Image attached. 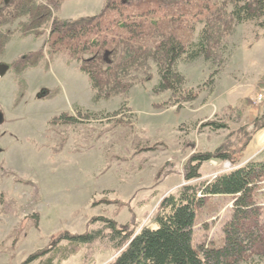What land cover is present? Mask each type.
Segmentation results:
<instances>
[{"label":"rangeland","instance_id":"1","mask_svg":"<svg viewBox=\"0 0 264 264\" xmlns=\"http://www.w3.org/2000/svg\"><path fill=\"white\" fill-rule=\"evenodd\" d=\"M222 3L0 0V62L10 65L0 77V264L42 251L28 264H110L119 251L108 222L127 236L153 226L162 199L187 184L192 155H232L204 162L188 182L199 185L264 160V28L236 23ZM57 18L74 21L71 31L55 29ZM170 36L205 48L159 88V45ZM64 113L77 121L55 120ZM234 199L197 207L196 249L224 245ZM253 199L264 230V177ZM98 230L80 247L60 239ZM261 246L247 254L253 264H264Z\"/></svg>","mask_w":264,"mask_h":264},{"label":"trees","instance_id":"2","mask_svg":"<svg viewBox=\"0 0 264 264\" xmlns=\"http://www.w3.org/2000/svg\"><path fill=\"white\" fill-rule=\"evenodd\" d=\"M222 4L230 7L228 14L236 23L257 22L264 28V0H223ZM73 24L75 22L72 20L57 18L54 28L69 32ZM129 30L132 29L129 27ZM204 48L203 38L188 47L172 36L161 40L159 49L163 63L158 65V73L161 76L158 87L172 86L174 77L180 81L178 64L181 61L197 59ZM87 74L91 86L95 89L98 86L96 78L88 71ZM194 96L192 94V97ZM78 111L80 112L79 108ZM55 120H64L65 123L77 121L73 115L65 113L57 116ZM258 123L259 129H263L264 117H261ZM209 125L216 128L224 126L217 123ZM213 158L232 161L230 150H223V147L215 152L192 155L184 173L187 184L181 186L175 194L171 193L162 199L153 219V226L143 227L139 232L127 236L126 231L118 229L114 222H108L107 236L112 241L114 249L119 251L110 264H253L247 254L256 249L261 250V245H264L262 224L253 213L256 207L253 199L254 188L264 177V160L249 161L201 185L189 184L188 182L201 177L200 166ZM219 195L235 198L232 217L224 227L225 243L218 248L200 246L196 249L193 245L196 209L205 203L206 197ZM249 221L251 229L246 230L245 225ZM61 234L60 239L67 241L70 248L91 244L101 239L104 232L98 230L72 234L66 231ZM44 252L30 255L24 264L33 263ZM44 264H52V258Z\"/></svg>","mask_w":264,"mask_h":264},{"label":"water","instance_id":"3","mask_svg":"<svg viewBox=\"0 0 264 264\" xmlns=\"http://www.w3.org/2000/svg\"><path fill=\"white\" fill-rule=\"evenodd\" d=\"M10 69V65L6 64V63H1L0 62V77L4 76L5 73H7V71ZM45 92H41V95H44ZM4 122V115L3 113L0 111V124H2Z\"/></svg>","mask_w":264,"mask_h":264}]
</instances>
